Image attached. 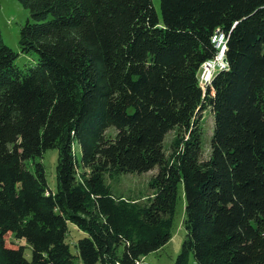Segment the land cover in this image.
<instances>
[{"label": "trees", "instance_id": "trees-1", "mask_svg": "<svg viewBox=\"0 0 264 264\" xmlns=\"http://www.w3.org/2000/svg\"><path fill=\"white\" fill-rule=\"evenodd\" d=\"M18 1L31 15L20 48L37 64L18 67L0 30V264H137L172 239L181 184L175 264H264V0H161V17L153 0ZM217 33L228 67L203 90ZM207 109L214 133L202 161ZM51 149L55 192L37 161ZM156 167L143 207L105 182ZM70 223L87 234L78 256Z\"/></svg>", "mask_w": 264, "mask_h": 264}, {"label": "rangeland", "instance_id": "rangeland-1", "mask_svg": "<svg viewBox=\"0 0 264 264\" xmlns=\"http://www.w3.org/2000/svg\"><path fill=\"white\" fill-rule=\"evenodd\" d=\"M155 9L161 17V0H153ZM31 19L29 10L25 9L18 0H0V30L2 33L4 43L13 49L18 55L16 65L21 69L34 68L37 64V55L35 53L23 54L20 48V33L24 25ZM202 161L209 159L211 154V141L214 133V116L211 109H207L203 114L202 120ZM178 129H175L167 134L164 141V151L166 157L169 158L172 153L173 142L178 135ZM116 135V130L110 128L107 132V137L113 138ZM74 151L76 158L81 163V149L77 143L74 144ZM59 151L57 149L48 150L41 159L37 161L42 162L46 172L48 187L51 191L57 190V165H58ZM25 168L33 170V162H26ZM83 169L78 170V181H81ZM89 172V171H87ZM159 168L147 173H133L124 175H109L105 174L106 185L110 188L113 196L117 199L124 200L131 204H136L140 207L149 205L153 191L150 187V182L156 177ZM179 204L177 207L174 224L172 228V239L162 249L151 253L137 264H175L178 255L182 250L183 241L186 237V230L183 226L186 200L183 184L179 187ZM87 237V234L79 230L75 225L69 224V231L66 242L70 246L71 252L78 256L77 242L80 239ZM8 243L15 246L25 244L16 241L11 235L8 236ZM124 247L118 249V255L122 256ZM26 257L32 258V249H26ZM77 261L78 258H77ZM102 264V263H99ZM190 264H194V259L191 256Z\"/></svg>", "mask_w": 264, "mask_h": 264}, {"label": "built area", "instance_id": "built-area-1", "mask_svg": "<svg viewBox=\"0 0 264 264\" xmlns=\"http://www.w3.org/2000/svg\"><path fill=\"white\" fill-rule=\"evenodd\" d=\"M212 42L219 50L217 56L203 64L201 68V82L203 84V89H205L208 84L211 83L215 74L227 69L228 65L224 62L227 40L224 34L217 33Z\"/></svg>", "mask_w": 264, "mask_h": 264}, {"label": "bare ground", "instance_id": "bare-ground-1", "mask_svg": "<svg viewBox=\"0 0 264 264\" xmlns=\"http://www.w3.org/2000/svg\"><path fill=\"white\" fill-rule=\"evenodd\" d=\"M200 84H201V86H202V88H203V84H202V82H201V75H200Z\"/></svg>", "mask_w": 264, "mask_h": 264}, {"label": "water", "instance_id": "water-1", "mask_svg": "<svg viewBox=\"0 0 264 264\" xmlns=\"http://www.w3.org/2000/svg\"><path fill=\"white\" fill-rule=\"evenodd\" d=\"M224 62H225V63H227V60H226V59H224Z\"/></svg>", "mask_w": 264, "mask_h": 264}]
</instances>
